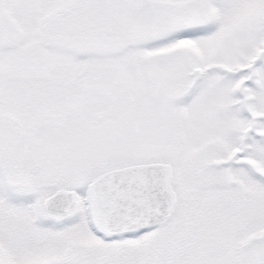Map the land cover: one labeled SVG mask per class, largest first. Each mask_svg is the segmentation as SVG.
<instances>
[{
  "label": "snow or ice",
  "instance_id": "snow-or-ice-1",
  "mask_svg": "<svg viewBox=\"0 0 264 264\" xmlns=\"http://www.w3.org/2000/svg\"><path fill=\"white\" fill-rule=\"evenodd\" d=\"M0 264H264V0H0Z\"/></svg>",
  "mask_w": 264,
  "mask_h": 264
}]
</instances>
